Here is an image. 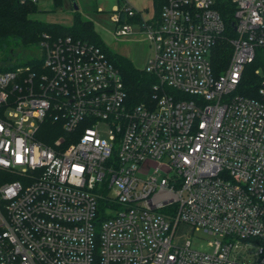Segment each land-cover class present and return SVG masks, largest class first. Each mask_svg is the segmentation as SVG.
I'll return each instance as SVG.
<instances>
[{"label": "built area", "instance_id": "built-area-1", "mask_svg": "<svg viewBox=\"0 0 264 264\" xmlns=\"http://www.w3.org/2000/svg\"><path fill=\"white\" fill-rule=\"evenodd\" d=\"M231 3L217 74L216 0H166L149 21L118 0L115 36L135 24L153 44L149 103L71 37L44 36L42 63L0 71V264H264V69L257 97L236 93L264 50V0Z\"/></svg>", "mask_w": 264, "mask_h": 264}, {"label": "trees", "instance_id": "trees-1", "mask_svg": "<svg viewBox=\"0 0 264 264\" xmlns=\"http://www.w3.org/2000/svg\"><path fill=\"white\" fill-rule=\"evenodd\" d=\"M159 17L166 0H152ZM62 0H54V4L59 6ZM216 9L222 16L225 24L223 35L217 42L212 56V63L217 74L222 73L227 67L232 55V45L230 40L236 37L234 18L235 7L231 0H216ZM39 12L37 3L32 0H0V41L13 39L22 47H39L47 36L51 39L71 37L75 40L88 42L99 47L106 55L107 59L120 71L128 100L133 105L149 103L153 99L154 86L158 84L156 76L138 69L133 62L122 55L111 52L95 31L94 24L83 18L79 12L74 13L73 23L65 26L57 23H48L34 19L32 16ZM134 22L135 19H130ZM42 63V60L35 58L24 65ZM15 66L1 68L6 71L16 68ZM264 69V50L257 52L256 61L247 65L243 73L241 83L236 93L257 97L258 88L261 84V76L256 74V70ZM51 143V139H44Z\"/></svg>", "mask_w": 264, "mask_h": 264}, {"label": "rangeland", "instance_id": "rangeland-1", "mask_svg": "<svg viewBox=\"0 0 264 264\" xmlns=\"http://www.w3.org/2000/svg\"><path fill=\"white\" fill-rule=\"evenodd\" d=\"M138 10L152 9L151 0H130ZM39 12L32 17L48 23H57L70 26L73 23L74 13L79 12L83 18L94 24L95 31L104 42V45L113 53L128 56L133 59L138 68L145 69L148 55L153 53V44L138 25L132 24L134 33L125 37H116V25L110 20L118 0H62L59 6L54 0H37ZM39 47H22L13 39L0 41V70L4 67L22 66L26 62L40 57ZM116 192L114 191V194ZM180 242L190 231L188 227L180 228ZM210 238L202 232H196L192 240V248L200 250L206 248Z\"/></svg>", "mask_w": 264, "mask_h": 264}, {"label": "crops", "instance_id": "crops-1", "mask_svg": "<svg viewBox=\"0 0 264 264\" xmlns=\"http://www.w3.org/2000/svg\"><path fill=\"white\" fill-rule=\"evenodd\" d=\"M151 2H152V9H149V8H144L143 10H141L142 12H143V14H144V17L146 18V19H148V21L150 20V19H152V18H154V17H156V11H155V7H154V2L151 0ZM140 27V26H139ZM141 29V28H140ZM141 31H142V29H141ZM134 33V30H132V33L131 34H133ZM130 34V35H131ZM153 54H154V50H153V53H152V55H148V59H147V63H148V61H149V59L153 56ZM125 57H127V58H129L132 62H133V64L136 66V64L134 63V61H133V59H131L130 57H128V56H125ZM136 68H138L137 66H136ZM138 69H141V68H138ZM142 70V69H141Z\"/></svg>", "mask_w": 264, "mask_h": 264}]
</instances>
